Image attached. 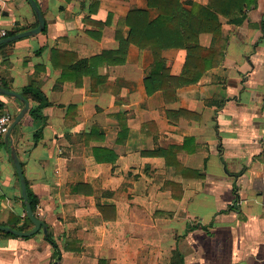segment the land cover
I'll list each match as a JSON object with an SVG mask.
<instances>
[{"label": "crops", "instance_id": "obj_1", "mask_svg": "<svg viewBox=\"0 0 264 264\" xmlns=\"http://www.w3.org/2000/svg\"><path fill=\"white\" fill-rule=\"evenodd\" d=\"M36 1L46 27L0 49V86L21 94L32 86L50 102L38 141L29 112L11 138L62 259L43 230L30 237L0 231V264H169L177 248L185 264H264V0L245 8L241 26L220 15L222 62L177 88L171 102L161 90L147 93L150 48L131 44L125 63L99 65L80 87L52 63L54 49L79 59L117 50L116 33L128 37L132 9L148 10L150 19L159 15L148 0ZM182 1L190 7L210 0ZM37 21L28 0H0V32L32 29ZM199 41L209 48L214 36L202 33ZM163 57L170 74L181 75L187 50L169 49ZM28 100L30 109L37 105ZM0 102L14 119L24 108L13 96L0 95ZM170 111L189 114L170 119ZM5 136L0 224L9 225L12 214L23 218L26 210ZM188 138L193 141L175 153L180 171L163 156L145 154ZM209 204V215L198 209Z\"/></svg>", "mask_w": 264, "mask_h": 264}, {"label": "trees", "instance_id": "obj_2", "mask_svg": "<svg viewBox=\"0 0 264 264\" xmlns=\"http://www.w3.org/2000/svg\"><path fill=\"white\" fill-rule=\"evenodd\" d=\"M257 2L258 0H210L206 5L191 2L190 7H186L182 0H148L149 7L157 8L159 15L155 19H150L148 10L132 9L126 18V24L130 28L128 37L125 38L119 30L116 33L117 39L120 41L117 50H106L99 56L90 59H79L76 53L54 49L52 51V63L56 69L62 70L64 80H73L80 87L83 75L96 74L99 65L106 62L113 64L125 63L131 44L140 48H150L154 62L144 80L147 93L151 95L161 90L165 102H171L175 99L177 88L198 82L208 70L217 67L222 62L225 55L226 41L222 37L220 15L226 17L228 23L241 26L248 17L245 8L252 5L256 6ZM93 5L96 10L98 1H94ZM110 20L111 15L106 23H100L99 25L104 27L110 23ZM38 24L39 21L36 25L38 26ZM26 29L30 28L23 27L8 31L5 37ZM262 30L264 33V18L262 19ZM202 33H211L214 36L212 47L206 48L200 44V34ZM11 43L14 42L2 44L0 49ZM180 48L187 50L185 66L181 75L172 76L163 53L169 49ZM2 86L9 88L6 83H3ZM22 94L37 104L31 107L29 114L37 127L34 137L38 141L42 137L43 127L46 124L42 109L50 105V102L40 89L32 86L25 87ZM0 105L3 107L1 102ZM71 108L75 109L76 107L70 106ZM187 114H189L187 111L169 112L170 119L174 116L178 118ZM191 141L193 140L188 138L183 146H173L166 150L150 151L145 154L163 156L166 158L168 165H173L177 171H180L185 168L177 159L175 160V153L179 149L187 147V144ZM2 142L4 143V140ZM96 152L97 149H94L95 154ZM196 173L200 177L198 172ZM27 190L28 201L35 216L44 220V216L38 212L40 202L38 195L28 187ZM100 209L103 211L104 207H100ZM22 220L23 223L19 226ZM9 225L24 231L30 230L34 226L27 215L22 218L16 214L11 215ZM189 229H194V226H190ZM2 233L16 236L7 232ZM46 239L55 248L54 256L56 260H61L62 251L52 234L48 233ZM98 264H107V261L100 259ZM169 264H185V257L179 248L173 251Z\"/></svg>", "mask_w": 264, "mask_h": 264}, {"label": "water", "instance_id": "obj_3", "mask_svg": "<svg viewBox=\"0 0 264 264\" xmlns=\"http://www.w3.org/2000/svg\"><path fill=\"white\" fill-rule=\"evenodd\" d=\"M28 1L32 5V7H33V9H34V11L38 17V21H39L38 26H36L35 28H32V29H29V30L20 31V32L14 34V35L8 36V37L1 38L0 39V46L2 44L14 42V41L19 40L21 38L37 35V34L44 31V29L46 27V21H45V18L43 16L41 8L39 7L36 0H28ZM0 95L13 96L15 98L22 100V102L24 103V108L15 117L8 133L5 136V141H6V143L10 144L11 157L14 161V164L17 168V171H18V174L20 177L21 188H22V198H23V201L25 204L26 215L34 224L33 228H31L30 230H27V231L15 229L9 225L0 224V231L7 232V233H10V234H13L16 236H20V237H30V236L35 235L39 231L43 230L44 234L47 235L49 233L47 224L45 223L44 220L39 219L35 216V214L32 210L31 204L28 201L27 183H26V179L24 176L22 164L19 160L17 150H16V148L12 142V138H11V134H12V131L15 128V126L18 125L20 123V121L24 118V116L29 112L30 102L20 92L13 91V90L5 88L3 86H0ZM54 264H58V261H56Z\"/></svg>", "mask_w": 264, "mask_h": 264}, {"label": "built area", "instance_id": "obj_4", "mask_svg": "<svg viewBox=\"0 0 264 264\" xmlns=\"http://www.w3.org/2000/svg\"><path fill=\"white\" fill-rule=\"evenodd\" d=\"M5 36H7V32L2 30L0 32V38H4ZM13 121L14 117L12 114L7 110H4L0 105V136H5L8 133Z\"/></svg>", "mask_w": 264, "mask_h": 264}, {"label": "rangeland", "instance_id": "obj_5", "mask_svg": "<svg viewBox=\"0 0 264 264\" xmlns=\"http://www.w3.org/2000/svg\"><path fill=\"white\" fill-rule=\"evenodd\" d=\"M190 209H192V206L190 205ZM198 209L203 213V214H206V215H209L211 213V210L214 209L212 207V205L209 204V206H201L199 205ZM181 223L178 224L177 227H181Z\"/></svg>", "mask_w": 264, "mask_h": 264}]
</instances>
